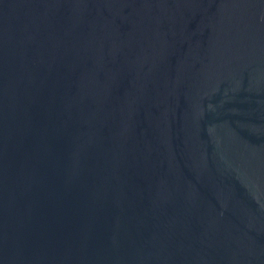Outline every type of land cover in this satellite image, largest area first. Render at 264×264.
Wrapping results in <instances>:
<instances>
[{"label": "water", "instance_id": "water-1", "mask_svg": "<svg viewBox=\"0 0 264 264\" xmlns=\"http://www.w3.org/2000/svg\"><path fill=\"white\" fill-rule=\"evenodd\" d=\"M0 264H264V0H0Z\"/></svg>", "mask_w": 264, "mask_h": 264}]
</instances>
